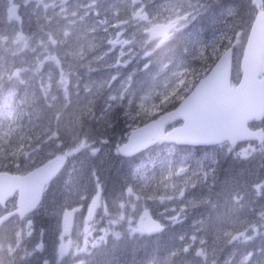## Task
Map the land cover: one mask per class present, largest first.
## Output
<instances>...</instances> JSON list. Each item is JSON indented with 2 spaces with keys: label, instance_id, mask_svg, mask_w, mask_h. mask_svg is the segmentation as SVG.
<instances>
[{
  "label": "snow or ice",
  "instance_id": "snow-or-ice-1",
  "mask_svg": "<svg viewBox=\"0 0 264 264\" xmlns=\"http://www.w3.org/2000/svg\"><path fill=\"white\" fill-rule=\"evenodd\" d=\"M23 6L32 9L36 30L25 37L20 0H6L7 20L21 26L0 35V253L7 264H33L38 256L40 264H91L88 256L109 229L116 239L121 231L146 238L201 207L206 215L175 234L167 258L149 255L142 264H220L226 249L240 258L224 264H264V246L251 243L264 240V179L225 183L216 192L217 159L207 154L264 157V0H23ZM209 12L214 26L204 41L196 26ZM121 113L127 133L113 141L107 129ZM237 140L248 146L237 151ZM188 145L209 146L195 167L166 158L130 168L103 205L105 181L95 166L74 169L49 202L69 157L92 160L107 149L110 159L121 160L150 146L171 155ZM197 188L208 194L189 199ZM41 210L56 222L50 257L41 255L48 249L44 232L35 239ZM97 216L108 228L93 226ZM70 232L76 242L69 250Z\"/></svg>",
  "mask_w": 264,
  "mask_h": 264
},
{
  "label": "trees",
  "instance_id": "trees-1",
  "mask_svg": "<svg viewBox=\"0 0 264 264\" xmlns=\"http://www.w3.org/2000/svg\"><path fill=\"white\" fill-rule=\"evenodd\" d=\"M3 55L5 54L1 52L0 56ZM118 117L119 116L117 115L113 116V125L111 128L107 129V135L110 136L113 141L127 133V128H125L126 125H121V127H119L120 124L124 123L122 114L119 118ZM101 131H103V129H101ZM201 149L197 148L196 150ZM187 155L188 153L186 150L174 151L170 155L169 149L163 146H152L135 157L123 158L121 160L110 159L107 149L99 157L92 160H88L84 155L77 154L75 158L69 157L68 165L63 170L64 174L56 178L51 184L48 199L49 202H51L56 196H58L64 180L69 179L70 175H75L73 172L74 169L83 170L85 168V171H87L86 169L91 166L99 168L106 186V191L103 192V196L107 199L111 195L113 189L118 187V183L123 179V175L133 167L132 163L136 166L144 165L151 168L154 165H158L159 162L166 158L180 159ZM228 161L229 159L226 160L227 164L233 166L231 171H218L221 178L224 176L226 177L221 181L223 186L225 183L231 184L233 182L251 184L255 179H264V160H257L253 157L251 159L241 160L238 164H235V160ZM259 163H261V165L257 168ZM202 194L207 195L208 192L200 193V195ZM190 211L198 216L205 214L203 207L192 209ZM43 212L44 211L41 210V212L34 218L35 239L39 240L41 231L44 232L43 239L47 242L48 249L41 255L43 257H50L51 245L55 239V220L51 216L49 217L46 213L44 216ZM188 219L189 217H187L186 222ZM189 228L190 226L181 223L158 235L151 234L146 238L141 237L137 240H134L132 237H126L125 233L121 231V235L124 236V238L115 239L112 235H109L106 242L93 250V253L88 256V259L91 264H142L145 257L149 255L155 258L157 256H165L167 258L169 256V250L173 247V244L177 242L175 240V234ZM116 230H119V227H117ZM251 243L256 249L264 246V240H261L260 238L255 239ZM228 257L230 258L229 261L238 260L240 258L239 253L232 254ZM0 264H7V258L2 253H0ZM33 264H40L39 256L33 259ZM177 264H180L179 260L177 261Z\"/></svg>",
  "mask_w": 264,
  "mask_h": 264
},
{
  "label": "rangeland",
  "instance_id": "rangeland-1",
  "mask_svg": "<svg viewBox=\"0 0 264 264\" xmlns=\"http://www.w3.org/2000/svg\"><path fill=\"white\" fill-rule=\"evenodd\" d=\"M20 2H21V7H20L19 15L23 19V29H24L23 35L25 37H27V36H30L31 35V32H33V31L36 30V18L33 16L31 18V23H30L29 22V14L32 11V9H26L23 6V0H20ZM230 2H231V0H225V3H230ZM5 4H6V0H0V35L10 34L12 32V30H13V25L17 29H19L20 26H21L20 25V21H18V20L17 21H14V22H9L6 19V8L4 7ZM208 15H209V13L204 17L203 26H202V29H201L202 34L199 33V35H198V39H201V40H204V41H207V40L211 39L212 27L214 26V23H213L214 22V18H215L214 13L213 12H210V21H209ZM201 21H202V19H201ZM208 22H209V25H208ZM0 55H1V52H0ZM93 75L95 77L96 74L94 73ZM121 114H119L118 116L120 117ZM122 118H123V115H122ZM121 125H125V123L120 124L119 127H121ZM239 145H240V147L237 148V151H240L242 148H245V147L248 146L247 145V142L246 143H243V144H239ZM207 149H209V148H207ZM207 154L208 155H215L216 156V159H217V165H216V169H217V184H216V187H215V191L216 192H220L223 189L224 186L222 185V182L221 181L226 178L225 176L221 178L218 171L219 170H225V171L230 170L231 171V169L233 168V166H229L227 164V162H226L225 159H229L228 162H230V160L231 161L235 160L236 161L235 164H238L241 160L251 159L253 157H254V159H257V160H264V157H261L258 153H254L252 156H249V157H243L242 156L240 158V160H237V159H235L232 156L217 155V154L212 153L210 151ZM205 155H206V149H203L202 150V155H201L200 159L192 158L191 155H188V156H186V157H184L182 159H184L186 161V165H185L186 167L187 166L195 167L196 164H197V162L200 161V160H202ZM221 160H224V162L221 161ZM132 165H133V167H131V168L136 167V165L134 163H132ZM260 165H261V163H259L257 165V168H259ZM83 171H85V168L83 169ZM218 177H219V179H218ZM257 181H260V180H256V179L254 180V182H257ZM203 190L206 191V192H208V189H206V188L190 189L189 190L190 191L189 199H200L201 197L206 196V195H200L201 191H203ZM105 200L106 199L104 198L103 192H102L100 204L103 205L105 203ZM82 211L84 212L85 215H87V209L86 208L82 209ZM99 211L102 214V211H103L102 207L99 209ZM43 214L45 216V212H43ZM189 214H190V211H188V214L187 215H189ZM48 216L50 217V215H48ZM201 218H192L190 220V223L193 224L195 221L200 220ZM182 222H184L183 219H182ZM77 223L80 226V228H82V222L77 221ZM93 226L94 227L108 228L107 220L106 219H101V216H97L96 217V220H95V224ZM125 228H126V225H125ZM117 231H121V230L119 229ZM34 233H35V231H34ZM98 234L99 235H104V233H98ZM109 235H112V229H109L108 235H107L106 239L108 238ZM126 237H130V236H126ZM114 238H115V236H114ZM120 238H124V236L120 235ZM257 238H259V237H257ZM75 242H76V235L74 233H71L70 232L69 235H68V238L64 241V244H65L66 249H69L70 250L74 246ZM223 254H224V251L221 252L218 255V259H221L220 264H224V262L226 260L229 261L228 260V256H230L232 254V250L229 251L228 254L225 257H223ZM155 259L162 261V260L165 259V257L155 258ZM188 259L190 260L191 259V256H189ZM180 264H181V262H180Z\"/></svg>",
  "mask_w": 264,
  "mask_h": 264
},
{
  "label": "flooded vegetation",
  "instance_id": "flooded-vegetation-1",
  "mask_svg": "<svg viewBox=\"0 0 264 264\" xmlns=\"http://www.w3.org/2000/svg\"><path fill=\"white\" fill-rule=\"evenodd\" d=\"M208 18H209V21H210V12H209ZM203 22H204V18L202 19V21L200 20L199 23L196 26L197 30H198V33H200V34H202L201 29H202V26H203ZM208 25H209V22H208Z\"/></svg>",
  "mask_w": 264,
  "mask_h": 264
},
{
  "label": "water",
  "instance_id": "water-1",
  "mask_svg": "<svg viewBox=\"0 0 264 264\" xmlns=\"http://www.w3.org/2000/svg\"><path fill=\"white\" fill-rule=\"evenodd\" d=\"M6 18H7V16H6ZM258 122V121H257ZM140 127H143V125H140ZM253 132H256V133H258V131H259V129H256V130H252ZM244 140H237L236 141V143H238V142H243ZM258 142V141H257ZM188 146H207V145H188ZM151 147V146H150ZM146 150V149H145ZM142 151H144V150H142ZM137 154V153H136ZM135 155V154H134ZM65 162H66V160L64 161V164H65Z\"/></svg>",
  "mask_w": 264,
  "mask_h": 264
}]
</instances>
